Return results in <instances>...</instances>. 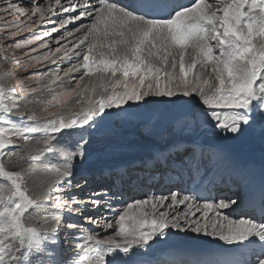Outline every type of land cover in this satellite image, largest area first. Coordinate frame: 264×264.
Instances as JSON below:
<instances>
[{
    "label": "snow or ice",
    "instance_id": "snow-or-ice-1",
    "mask_svg": "<svg viewBox=\"0 0 264 264\" xmlns=\"http://www.w3.org/2000/svg\"><path fill=\"white\" fill-rule=\"evenodd\" d=\"M132 127L143 158L74 179ZM181 234L217 247L163 264H264V0H0V264H161Z\"/></svg>",
    "mask_w": 264,
    "mask_h": 264
},
{
    "label": "bare ground",
    "instance_id": "bare-ground-1",
    "mask_svg": "<svg viewBox=\"0 0 264 264\" xmlns=\"http://www.w3.org/2000/svg\"><path fill=\"white\" fill-rule=\"evenodd\" d=\"M209 139L215 140V138H209ZM115 141H117V140H115ZM122 141L123 140H121V141L118 140L115 143H120V144H125V145H133L135 147H133L131 149L120 150V151L115 153L116 155L122 156L124 158L123 160H129V161L138 160V159L143 158L145 151L143 150L141 145L144 142L138 143V142L129 141V142L125 143ZM106 142H108V141H106ZM111 143L114 144L113 142H111ZM108 144H109V142H108ZM99 148H96V149H99ZM234 148L241 156H243L245 158H255V159L259 158L258 146H255V147L251 146L249 144V142H241L238 145H234ZM96 151H100V150H96ZM99 153H101V152H99ZM97 155H99L98 152H96L94 154L90 153L88 159H92L95 156L97 157ZM100 156H102V154ZM47 161H51L49 166H52V167L56 166V162H55V159L53 157H48ZM98 161H100V160H98ZM118 162H119V160H118ZM125 162H128V161H125ZM121 163H124V162H120L118 164H121ZM105 168H108V167L103 166L102 168L96 169V170H91V168H88L83 174H81L80 171L77 170V174H78V177H80L82 175H85V176L91 175L92 180H94L96 177L98 178L96 180H99V178L101 177L102 170H104ZM75 218H77V217H75ZM183 235L184 234H181L180 237H173L169 241L162 244L160 246V249L156 253V258L161 261L162 258L180 257L181 259H183L182 257H187V258H189V257H196V258L207 257V256H211L212 255L211 250L217 247L215 244H212V243L196 244V242H194L190 239H182L181 237H183ZM209 240H210L209 237H202V241H209Z\"/></svg>",
    "mask_w": 264,
    "mask_h": 264
},
{
    "label": "rangeland",
    "instance_id": "rangeland-1",
    "mask_svg": "<svg viewBox=\"0 0 264 264\" xmlns=\"http://www.w3.org/2000/svg\"><path fill=\"white\" fill-rule=\"evenodd\" d=\"M25 35H29V34H25ZM65 66H67V65H65ZM4 67L7 68L9 71L13 70V65H4ZM115 140H117V141L123 140L122 142H125V143H127L129 141L142 143V142H144V137H143V134H142L141 129L139 127H132V128L125 129L119 137L109 138L106 141H108L109 144H112L111 142H113V143L117 142ZM106 141L105 142L101 141V142H98V143L93 145L92 149L90 150V153L94 154V153L98 152L99 155H97V157L95 156L96 158L93 157L92 159H87L84 165L78 166L77 170H79L81 174H83L88 168H91V170H96V169L102 168L103 166L104 167H106V166L110 167V166H112L114 164H118L120 162L125 163V161H129V160H123L124 158L122 156L113 154L112 151L108 148L109 144ZM96 148H99V149H96ZM96 150H100V151H96ZM99 152H101V153H99ZM101 154H102V156H100ZM117 159L119 160V162ZM98 160H100V161H98ZM37 168H38V170L33 174L30 183L33 181L35 183H39L41 181V179L43 178L41 165H37ZM82 177H83V175L80 176L78 178V180L82 179ZM91 186L94 187L93 184H91ZM79 195L83 198V197H85L86 193L80 192ZM88 207H90V205H88ZM83 215L85 217L99 216V215H101V212H99V211H96V212L85 211L83 213ZM73 219L76 220L79 218L74 217ZM79 222L81 224H84L86 228L93 227L91 225H88L87 222L83 219H79ZM72 253H73V250L71 248H65V256H71Z\"/></svg>",
    "mask_w": 264,
    "mask_h": 264
}]
</instances>
